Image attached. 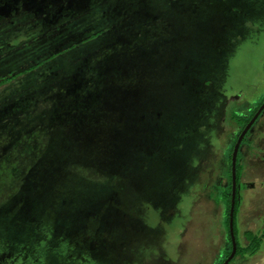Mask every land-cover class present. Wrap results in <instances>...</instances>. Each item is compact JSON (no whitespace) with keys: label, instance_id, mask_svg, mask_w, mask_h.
<instances>
[{"label":"rangeland","instance_id":"374dc122","mask_svg":"<svg viewBox=\"0 0 264 264\" xmlns=\"http://www.w3.org/2000/svg\"><path fill=\"white\" fill-rule=\"evenodd\" d=\"M56 10L0 17V77L66 49L0 86V264H220L229 156L264 101V0ZM242 143L237 214L264 109Z\"/></svg>","mask_w":264,"mask_h":264},{"label":"trees","instance_id":"16d2710c","mask_svg":"<svg viewBox=\"0 0 264 264\" xmlns=\"http://www.w3.org/2000/svg\"><path fill=\"white\" fill-rule=\"evenodd\" d=\"M93 1L94 0H10L9 1L10 6H9L8 9H6V10L0 9V17L1 16L11 15V14L15 13L16 11L20 10L24 6H28L29 8H38L39 11H42V14L45 15V16H47V13H48V11H46V9L50 8L51 6H56V5L58 6V10H56V12H58V13L64 7H68L70 10H73V11H83V12H86V11L89 10V8H90V6H91V4H92ZM0 2H2V1H0ZM48 16H51V18H52V17L55 16V14H48ZM97 35H98V32L92 33L88 37H86L85 40L92 39V38L96 37ZM72 46H74V44L71 45L70 47H72ZM64 50H66V49H58V50L54 51L53 53H51L45 59H43L41 61H38V62H35V63H33V64L25 67L22 70L14 71V72H10L9 74L2 75L0 77V86H2L4 84H7V83H9L11 81H13L15 78H17L18 76H20V75H22V74H24L26 72H29V71H32V70L36 69L37 67H39L40 65H42L45 61L51 60L57 54H59L60 52H63ZM259 106L260 105H258L252 111V113L250 115V118L245 119L244 124L238 130V135L240 134V132L242 131V129L245 127V125L248 123V121L252 118V116L257 111V109L259 108ZM238 135H237V138H238ZM237 138H236V140H237ZM236 140H235V142H236ZM242 142H243V140H242ZM233 147H234V145L232 146V150H231V153H230V156H229V163H230V172H229V179H230V181H229V187H228V191L224 193V200H225V206H226L225 207L226 224H227L228 230H229L230 209H231V196H232V151H233ZM240 156H241L240 153H238V157L237 158L239 159ZM243 167L244 166H243L242 163H240L239 165L237 164V168H236V170H237V181H239V179H240V176L242 174ZM1 172L6 175V177L4 178V180H7L8 179V175L10 176V173H11V172H9L7 174V171H1ZM11 175H12V173H11ZM24 183H25V178L21 179V184H24ZM234 231H235V235L237 237V243H238L237 251H236V254H235L234 258L237 255H242V256L243 255H248V256L255 255L262 248V245L264 243V226L258 232L245 231L244 235H245V237L249 241L246 246H244L238 240L239 239V229H238V226H237V209H236V207L234 209ZM229 239L231 240L230 232H229ZM229 253H230V251L227 252V254H229ZM233 259H232V261H233ZM222 261H220V263ZM228 264H230V263H228Z\"/></svg>","mask_w":264,"mask_h":264},{"label":"crops","instance_id":"0c3cea01","mask_svg":"<svg viewBox=\"0 0 264 264\" xmlns=\"http://www.w3.org/2000/svg\"><path fill=\"white\" fill-rule=\"evenodd\" d=\"M251 145L252 144L249 145L250 146L249 150L252 149ZM240 162L244 166V163L241 161V156H240ZM251 163H252L251 169H253L254 176L246 180L249 183H251V186L245 188V191H243L244 193L243 203L246 206L240 207L241 209L239 210V213L237 214V226L239 229V237H240L241 230L243 234L245 233V231L258 232L264 226V156L258 155L256 159L251 160ZM249 164H250V161H249ZM249 212L251 215V219L252 217H254L255 220L251 221L250 224H247L245 222L250 217ZM243 223H245V225H243ZM248 242L249 241L246 238V243L244 244V246H246ZM262 247L264 248V243ZM259 256L260 255H257V253L255 255L249 256V261ZM256 262H257L256 264L259 263L258 261ZM250 264H254V263H250Z\"/></svg>","mask_w":264,"mask_h":264},{"label":"water","instance_id":"95a60500","mask_svg":"<svg viewBox=\"0 0 264 264\" xmlns=\"http://www.w3.org/2000/svg\"><path fill=\"white\" fill-rule=\"evenodd\" d=\"M263 109H264V101L260 105V107L257 109V111L254 113L252 118L245 125V127L242 129V131L240 132V134H239V136H238V138L234 144V147H233V151H232V201H231L230 220H229V230H230V236H231V241H232V250H231L230 254L228 255V257L221 264H228L232 260V258L236 254L237 246H238L235 231H234V209H235V200H236L235 197H236V193H237V189H236L237 188L236 166H237V157H238V152L240 149V144H241L245 134L250 129V127L255 122V120L257 119V117L259 116V114L262 112Z\"/></svg>","mask_w":264,"mask_h":264},{"label":"flooded vegetation","instance_id":"af4514ba","mask_svg":"<svg viewBox=\"0 0 264 264\" xmlns=\"http://www.w3.org/2000/svg\"><path fill=\"white\" fill-rule=\"evenodd\" d=\"M262 103H263V102H262ZM238 136H239V135H238ZM244 138H245V136H244ZM244 138H243V140H244ZM240 146H243V143H242V142H241ZM238 153H240V150H239ZM240 155H242V147H241V153H240ZM244 182H245V183H243V182L241 181L240 185L242 186V183H243L244 185H250V183H249L248 181H244ZM224 192H226V191H224ZM224 192H223V193H224ZM229 232H230V230H228V233H229ZM236 239H237V237H236ZM238 240L241 242L240 237H239ZM229 241H230V245H231V246H230V249H222V251H224V253H227V252H229V251L231 252V250H232V241H231V240H229ZM229 254H230V253H229ZM237 256H238V255H237ZM237 256H236V257H237ZM233 258H234V257H233ZM233 258H232V259H233ZM225 259H226V258H225ZM225 259H224V260H225ZM224 260H223V261H224ZM223 261H222V262H223ZM222 262H221V263H222ZM231 262H232V260H231L229 263H231ZM221 263H220V264H221Z\"/></svg>","mask_w":264,"mask_h":264}]
</instances>
